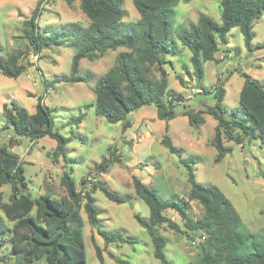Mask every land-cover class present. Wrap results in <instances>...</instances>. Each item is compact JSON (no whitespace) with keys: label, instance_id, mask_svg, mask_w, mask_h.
Wrapping results in <instances>:
<instances>
[{"label":"rangeland","instance_id":"374dc122","mask_svg":"<svg viewBox=\"0 0 264 264\" xmlns=\"http://www.w3.org/2000/svg\"><path fill=\"white\" fill-rule=\"evenodd\" d=\"M39 5L41 10L38 24L41 30L47 28L52 33L56 27L68 22H78L84 26L90 22L81 9L80 0H75L71 6L65 0H0V54L29 51L28 40L24 35L25 22ZM123 9V20L126 23H134L141 17L133 0H123ZM201 14H207L221 23L220 1H181L171 14L170 40L173 46L166 56L172 64H164L162 68L167 71L170 89L181 93L183 99L177 107L178 115L170 120L158 118L155 104L129 113L127 120L130 126L127 128H124L123 122L111 123L97 115V79L115 65L117 54L124 48L109 50L96 60L82 59L81 74L87 81H62L52 86L46 85L47 81L57 76L70 74L73 57L78 49L72 39L60 46L45 47L38 55L30 53L25 56L23 60L28 63V71L18 78L0 75L2 126L6 123L5 103L16 101L34 113L42 98V102L51 109L54 130L72 138L67 144L68 157L54 161L51 154L57 146L56 139L45 136L32 141L26 137H17L10 130L0 133V143L10 138L14 140L13 150L22 160L29 181L27 191L33 197L47 192L57 197L65 196L67 191L61 178L68 172L78 190L89 189L92 182L102 180L120 195L131 198L129 202L119 204L108 199L101 189L94 192L96 205L101 210V228L122 232L125 237L134 239V242L119 241L106 246L104 238L90 225L84 208H81L85 220L87 264H101L96 255L94 240L103 248L106 264H119L110 253L128 259L133 264H162L154 256L150 234L134 217L135 212L146 219H150L151 215L149 206L135 192L133 178L136 176L141 179L165 200H177L179 197L188 199V166L193 168L199 182L217 185L232 200L246 231L259 238L264 232V140L245 138L242 144H237L225 139L224 144L233 150L218 162V151L212 143L217 120L205 113L206 122L194 128L189 124L187 116L181 113L183 103L196 110L203 108L204 104H213L214 97L206 90L214 91L217 85L224 84L226 116L231 117L234 111L241 110L239 97L244 84L241 72H246L264 84V15L254 21L252 50L246 45L240 27H234L228 34L227 42L221 44L217 59L204 63V77L199 79L193 72V52L182 43L180 32L189 28L192 22H198ZM171 66L172 69L168 71ZM154 73L161 76L158 67H155ZM179 76L184 78L183 82ZM81 114H84L83 121L75 123L73 118ZM167 125L168 134L180 149L181 155L171 153L162 144ZM112 150L121 160L114 161L106 172H99L102 160L109 158ZM83 179L87 182L84 183ZM0 190L4 200L9 201L11 185L5 183ZM187 208L189 216L195 221L204 216V207L199 201L189 200ZM166 214L182 230H187L185 219L175 210L168 209ZM0 218L7 227L9 222L1 209ZM159 231L167 239L165 253L172 264H200L204 242L201 231L191 232L195 240L187 236V231L178 232L166 223L159 226ZM0 253L4 256L0 264H13L10 241L6 242Z\"/></svg>","mask_w":264,"mask_h":264},{"label":"trees","instance_id":"16d2710c","mask_svg":"<svg viewBox=\"0 0 264 264\" xmlns=\"http://www.w3.org/2000/svg\"><path fill=\"white\" fill-rule=\"evenodd\" d=\"M75 0H65L71 6ZM81 9L90 22L84 26L78 22H68L56 27L54 32L40 29L38 17L40 5L30 19L25 22L24 35L28 40V52H8L0 54V75L18 78L28 71V63L23 58L33 53L38 55L45 47L62 45L72 39L78 46L74 54L68 76H57L47 81V86L57 82L87 81L81 74L82 59L96 60L109 50L124 48L116 56L115 65L102 74L96 82V113L111 123L123 122L124 128L130 126L129 113L143 106L155 104L157 116L170 120L178 115L177 107L183 96L169 87V79L163 76L160 66L172 61L166 53L172 51L171 14L179 2L193 0H133L140 18L134 23L124 22L123 0H80ZM222 8V22L219 23L207 14H201L198 22H192L189 28L180 32L182 43L188 46L193 55L194 75L204 77V63L217 59L221 44L227 42L231 29L240 27L246 45L252 50L254 37L253 25L257 18L264 15V0H219ZM1 47V45H0ZM159 68L161 76L154 73ZM244 84L240 91L241 110L226 116L224 84L217 85L213 95V104H204L198 110L183 103L182 114L187 116L189 124L199 128L206 122L204 114L217 120L213 145L216 147L217 161H221L232 147L224 144L225 139L242 144L245 138L264 140V84L241 72ZM181 82L184 81L179 76ZM240 111L242 112L241 114ZM6 123H0V133L10 130L17 137H26L32 141L49 136L57 140V146L51 154L54 161L67 158V144L71 137L63 136L53 128L51 109L40 98L34 113L21 107L16 101L4 104ZM84 114L73 118L75 123L83 121ZM71 124V122H69ZM169 126L162 138V144L171 153L181 155L180 149L168 134ZM12 138L0 143V187L9 183L12 192L9 201L4 200L0 190V209L9 225L0 218V252L10 241L13 264H87V251L84 236L85 220L81 215L84 208L88 221L104 238L105 245L114 242H134L122 232L101 228V210L96 205L94 192L101 189L113 202L122 204L131 200L111 189L102 180L92 182L89 189L78 190L72 176L65 172L61 178L67 194L57 197L51 192L33 197L27 191L29 181L20 156L13 150ZM111 150V148H110ZM109 158L103 159L98 171L106 172L114 161L121 160L114 150ZM183 161V160H182ZM185 161V160H184ZM187 162V161H185ZM190 192L188 199L165 200L141 179L134 176L133 183L138 197L150 208V219L135 212L136 220L148 231L154 244V256L162 264H172L165 253L166 237L159 226H168L178 232L187 231L192 240V231H201L204 242L201 246L200 264H264V232L259 238L243 228L242 218L232 200L217 185H205L199 182L191 166H188ZM83 182H87L83 179ZM189 200L199 201L204 207V216L195 221L188 213ZM168 209L175 210L183 219L187 230L166 214ZM97 258L105 263L103 248L94 240ZM247 248H249L247 250ZM119 264H133L130 260L110 253ZM4 256L0 253V262Z\"/></svg>","mask_w":264,"mask_h":264},{"label":"water","instance_id":"95a60500","mask_svg":"<svg viewBox=\"0 0 264 264\" xmlns=\"http://www.w3.org/2000/svg\"><path fill=\"white\" fill-rule=\"evenodd\" d=\"M171 69H172V66L168 69V71H170ZM160 70H161L163 76H166V75H167V71L164 70V69L162 68V66H160ZM125 159H127V158H125Z\"/></svg>","mask_w":264,"mask_h":264}]
</instances>
